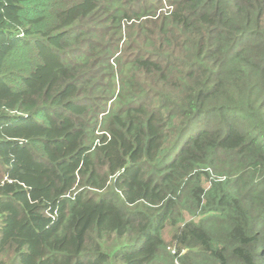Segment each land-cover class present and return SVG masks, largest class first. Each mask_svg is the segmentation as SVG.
Returning <instances> with one entry per match:
<instances>
[{"label": "trees", "instance_id": "trees-1", "mask_svg": "<svg viewBox=\"0 0 264 264\" xmlns=\"http://www.w3.org/2000/svg\"><path fill=\"white\" fill-rule=\"evenodd\" d=\"M0 264H264V0H0Z\"/></svg>", "mask_w": 264, "mask_h": 264}, {"label": "rangeland", "instance_id": "rangeland-1", "mask_svg": "<svg viewBox=\"0 0 264 264\" xmlns=\"http://www.w3.org/2000/svg\"><path fill=\"white\" fill-rule=\"evenodd\" d=\"M166 6L167 5H165V9L163 10L164 13L169 9V7H166ZM173 231H174V229H172L171 227H167L165 229V232H166V237L165 238H166L167 242H169V243H170L171 235H172ZM171 247H173V246H171ZM171 249H173V248H171Z\"/></svg>", "mask_w": 264, "mask_h": 264}]
</instances>
